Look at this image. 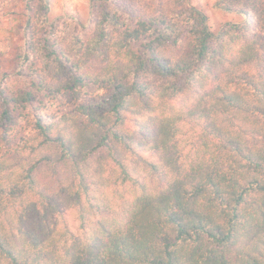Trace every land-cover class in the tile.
Instances as JSON below:
<instances>
[{"label": "trees", "instance_id": "16d2710c", "mask_svg": "<svg viewBox=\"0 0 264 264\" xmlns=\"http://www.w3.org/2000/svg\"><path fill=\"white\" fill-rule=\"evenodd\" d=\"M90 1L91 25L86 28L75 21L78 27L72 28L74 44L81 49L94 45L103 59L114 48L117 57L130 58L128 65L118 60V68L134 73L131 84L121 73L107 82V95L87 98L79 108L72 109L99 124L101 130L112 124L108 131L99 133L101 145L108 144L109 133L132 151L147 150L155 154L163 145L161 159L178 174L182 167L176 163L181 154L180 141L171 145L168 141L181 131L177 127L179 122L196 125L203 120V127L209 133L222 134L210 119L209 100L217 99L225 108L237 112H258L264 116V0H220L223 8L239 12L247 19L243 24L225 23L217 34L209 28L207 15L187 0ZM25 9V40L35 35L38 24L51 29L48 33L51 40L46 41L52 61L49 70L56 74L60 84L51 88L34 84V91L13 93L6 85L9 73H3L0 79V217L7 211L5 199L9 204L19 201L22 206L15 224L7 220L9 229L19 233V239L5 234L4 220L0 218V261L6 258L10 264H264V139L227 140L225 146L247 161L239 166L243 170L239 180L235 176L229 179L203 172L206 184L219 202L218 211H202L195 206L196 196L204 187L197 185L195 194L188 198L184 182L177 180L155 198L137 199L133 209L117 219L97 221L98 230L94 227L85 232L83 239L66 221L63 235L71 239V244L65 239L61 248L52 239L59 223L56 214L63 215L70 198L64 189L50 192L44 181L49 173L58 174L64 153L71 154V146L62 139L49 138L39 146L30 147L29 137L19 131L13 134V130L20 127L24 108L30 105L36 114V127L46 134L51 127L47 122L52 117L42 114L45 95L41 90L61 104H72L79 98L73 88L84 81L55 35L61 21L67 29V20L73 19L59 17L47 21L49 0H27ZM81 30L85 37L92 33L89 44L81 38ZM239 41L243 45L238 53L232 55V49L228 48L226 55V44L235 45ZM31 48L28 44L15 75L24 73L27 51ZM88 55L92 59L100 58ZM228 85L236 88L243 85L245 90L243 94L231 91ZM160 89L162 101L189 93L178 101L182 115L168 119L162 118L161 113L144 120L133 119L137 130L130 135L122 132L118 125L127 119L123 112L130 111L135 117L155 111L152 96ZM216 93H221V97L217 98ZM249 96L255 102L247 99ZM193 98L194 102L189 104ZM137 99L142 107L134 111ZM109 114H114L111 120ZM203 146L191 145L197 155ZM38 148L45 150L37 157L33 154ZM23 152L29 155H22ZM115 161L121 167V176L114 183L132 180L135 169L130 172L119 154ZM150 167L163 180L161 169L156 164ZM190 167L194 172L200 169L195 162ZM17 168L19 172L13 171ZM134 184L142 191L145 189L139 179ZM30 192L39 196V200L28 199ZM93 207L106 213L100 204ZM85 219L82 212L77 231H84ZM59 252L63 255H58Z\"/></svg>", "mask_w": 264, "mask_h": 264}, {"label": "clouds", "instance_id": "9594fccd", "mask_svg": "<svg viewBox=\"0 0 264 264\" xmlns=\"http://www.w3.org/2000/svg\"><path fill=\"white\" fill-rule=\"evenodd\" d=\"M74 8H78L81 15H85L88 4L86 0L56 2L52 5L53 16L71 12ZM229 19L243 21L244 17H229ZM67 24L69 27L65 29L63 21H61L59 30L55 35L59 38V43L65 54L76 63L78 75L84 81L82 85L73 88V91L79 93V98L72 104H61L59 100L47 97L44 89H42L41 94L45 95V101L41 111L42 114L52 117L47 122L51 127L47 128L46 134H42L36 127V114L29 105L24 108V118L19 122L20 127L13 130V134L19 131L22 135L29 137L30 147L39 146L49 138L53 140L62 139L71 146V154L64 153L58 166V174L49 173L48 178L44 181L45 184L49 185L50 192L58 193L60 189H64L66 196L70 198L63 215L56 214V220L59 223L52 239L58 241L61 248L64 246L65 239L69 245L71 244V239L63 235L65 221L71 230L83 239L85 232H90L94 227L98 230L97 221L117 219L125 211L133 209L137 199L142 197L155 198L166 191L169 183L177 180L184 182L188 198L195 194L197 185L204 187V190L196 196L195 206L202 211H218L219 202L215 200L211 186L206 184L203 172H213L217 177L227 176L229 179L235 176L239 180L243 174V170L239 166L246 164L247 161L237 152L229 150L225 146L226 142L228 139L234 138H240L242 142L264 139V116L258 112L254 114L237 112L235 109L225 108L218 103L217 99L209 100L210 119L222 134L217 136L209 133L203 127L205 123L203 120L196 125L185 121L179 122L177 127L181 131L168 141V145L180 141L181 154L176 163L182 167H180L178 174L161 159L164 153L163 145L155 154L147 150L136 149L132 151L124 143L112 139L110 133L108 144L106 146L101 145L99 143V133L108 131L112 124L108 123V128L101 130L99 124L91 121L84 114L73 112L72 109L79 108L87 98L107 95L109 92L107 82L121 73L131 84L134 73H128L127 70L117 66L118 60L120 64L128 65L130 58L123 55L117 57L114 48L108 54L107 59L100 57V54L94 50V45L84 49L79 48L74 44L72 35L73 26H78L75 25L73 20H67ZM41 28L44 29V32L40 31ZM50 32L51 29L41 23L37 25L35 35L25 40L16 35L14 26L7 21L3 29H0V53L3 54L5 60H15L17 64L22 63L27 45L31 44L32 46L31 50L27 51L28 60L24 63L23 74H12L13 69L11 67L7 68L9 76L6 79V85L13 93H23L27 90L34 91L35 89L32 88L34 84L37 86L43 84L45 88L59 86L60 81L57 80L56 74L49 70L52 61L48 57L49 49L46 41L51 40V36L48 35ZM80 35L86 44L91 42V32L85 37L83 30H81ZM242 45L243 41H239L235 45L226 44L225 54L228 55L227 49L231 48V54L235 55ZM88 53H91L93 57L100 58L92 59ZM17 57L19 58L17 59ZM0 78H3V73H0ZM209 87H211V84H209ZM228 88L242 94L245 90L243 85L241 88L228 85ZM246 90L248 92L252 91L251 89ZM161 95H163L162 89L153 94L152 101L155 111L151 113L138 114L133 117L132 112L124 111L123 115L127 119L118 125L119 129L130 135L137 130L132 123L133 119L144 120L149 115L161 116V113L164 114L162 118L175 119L180 117L182 112L178 101L189 96V93L185 92L175 99H165L163 101L159 98ZM216 97L220 98L221 93H216ZM247 99L255 102L252 96L247 97ZM193 102L194 98L188 101L189 104ZM213 105H216V107L213 108ZM141 107L142 105L137 99L133 110L135 111ZM113 115L109 114L110 120ZM245 117L247 118L245 119ZM185 142H187V146ZM192 143H197L198 146L205 145L199 147V155L192 149ZM44 150L38 148L33 155L38 157ZM117 154H119L120 159L129 168L130 172L135 169V172L132 173V180L127 183H114L121 176V167L115 161ZM22 155L27 156L29 153L23 152ZM194 162L200 165V169L196 172H194L193 167H190L194 165ZM152 164H156L161 169L163 180L159 175L153 173L150 167ZM13 171L19 172L20 170L17 168ZM137 179L145 185L143 191L138 185L134 184ZM28 199L39 200V196L30 192L28 193ZM97 204L106 209L105 214L93 207ZM5 206L7 211L3 217H0L4 220V232L5 234L15 235L19 239V233H16L14 228L9 229L7 220L11 219L15 224L18 213L22 211V206L19 201L15 204H9L7 199H5ZM82 212L86 216L85 229L84 231H77V227L81 223L80 216ZM191 243L189 241V246H191ZM29 251H31L30 248ZM58 255L62 256L63 253L59 252ZM0 264H10V261L5 258L0 261Z\"/></svg>", "mask_w": 264, "mask_h": 264}, {"label": "rangeland", "instance_id": "374dc122", "mask_svg": "<svg viewBox=\"0 0 264 264\" xmlns=\"http://www.w3.org/2000/svg\"><path fill=\"white\" fill-rule=\"evenodd\" d=\"M189 5L202 10L208 17V26L214 34H217L225 23H241L243 24L247 17L234 10H227L221 6L220 0H187ZM27 0H0V29H3L5 22L12 24L15 33L22 39L24 37V25L26 19ZM56 2H67V0H49V11L47 13V21L51 22L59 17L73 19L76 22L83 24L86 28L91 25L92 15L90 13L91 1L86 0L88 4L87 12L81 15L78 8H74L71 12H65L63 15L53 16L52 5ZM7 5V7H5ZM243 16V21L238 19H229V17L238 18ZM21 33L23 34L21 36ZM19 57H17L18 59ZM11 67L13 73H16L21 68V63L17 64L15 60H5L3 54L0 53V73H9L7 68ZM1 79V78H0ZM134 124V122L132 121ZM136 123V121H135ZM135 125V124H134ZM136 126V125H135ZM137 129V128H136Z\"/></svg>", "mask_w": 264, "mask_h": 264}]
</instances>
